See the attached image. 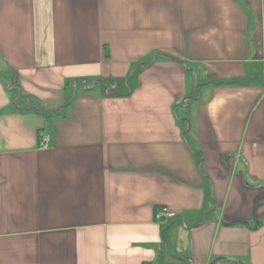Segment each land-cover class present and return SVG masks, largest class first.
Segmentation results:
<instances>
[{"label": "crops", "instance_id": "obj_1", "mask_svg": "<svg viewBox=\"0 0 264 264\" xmlns=\"http://www.w3.org/2000/svg\"><path fill=\"white\" fill-rule=\"evenodd\" d=\"M263 81L264 0H0V264H264Z\"/></svg>", "mask_w": 264, "mask_h": 264}, {"label": "rangeland", "instance_id": "obj_2", "mask_svg": "<svg viewBox=\"0 0 264 264\" xmlns=\"http://www.w3.org/2000/svg\"><path fill=\"white\" fill-rule=\"evenodd\" d=\"M194 78V82H193V86L196 85L195 83V76H193ZM126 80V79H125ZM199 83V82H198ZM126 87V86H125ZM185 106L181 103H178L176 104V106H174V110H175V113H174V119H175V122L177 123V125L181 128V127H184V131H187L189 130V122L187 119H190V116H191V113H190V110H184ZM185 120L186 123L183 122V120ZM186 126V128H185Z\"/></svg>", "mask_w": 264, "mask_h": 264}, {"label": "built area", "instance_id": "obj_3", "mask_svg": "<svg viewBox=\"0 0 264 264\" xmlns=\"http://www.w3.org/2000/svg\"><path fill=\"white\" fill-rule=\"evenodd\" d=\"M263 89H264V81H263ZM264 97V94H263ZM175 218V214L169 211L166 208H160L155 212L154 219L156 222L160 223L161 225H166L170 220Z\"/></svg>", "mask_w": 264, "mask_h": 264}, {"label": "water", "instance_id": "obj_4", "mask_svg": "<svg viewBox=\"0 0 264 264\" xmlns=\"http://www.w3.org/2000/svg\"><path fill=\"white\" fill-rule=\"evenodd\" d=\"M13 90H15V89H13ZM16 100H17V97H15V98L13 99V103H14V104H15Z\"/></svg>", "mask_w": 264, "mask_h": 264}]
</instances>
